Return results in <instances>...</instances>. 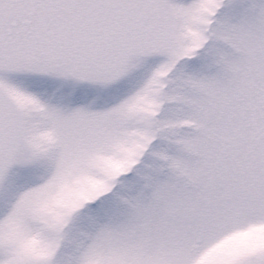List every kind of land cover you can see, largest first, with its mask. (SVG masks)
<instances>
[{"label": "snow or ice", "instance_id": "snow-or-ice-1", "mask_svg": "<svg viewBox=\"0 0 264 264\" xmlns=\"http://www.w3.org/2000/svg\"><path fill=\"white\" fill-rule=\"evenodd\" d=\"M0 264H264V0H0Z\"/></svg>", "mask_w": 264, "mask_h": 264}]
</instances>
